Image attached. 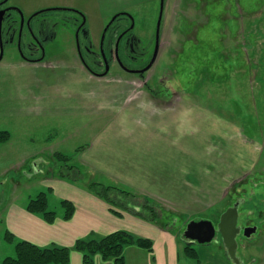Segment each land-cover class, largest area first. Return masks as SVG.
I'll use <instances>...</instances> for the list:
<instances>
[{
    "label": "rangeland",
    "instance_id": "374dc122",
    "mask_svg": "<svg viewBox=\"0 0 264 264\" xmlns=\"http://www.w3.org/2000/svg\"><path fill=\"white\" fill-rule=\"evenodd\" d=\"M10 2L26 15L41 11L37 21L64 25L56 37L61 61L0 62V130L10 134L0 143V264L15 255L19 240L67 246L69 264H83L75 240L116 230L152 241L151 251L127 245L125 264H234L218 232L192 246L180 236L191 220L216 226L239 197L238 222L258 231L237 237L236 256L242 264H264V0ZM132 22V49L155 57L143 78L118 66L112 77L94 79L76 66V24H83L81 44L93 49L102 38L105 47L114 44ZM98 54H89L90 66ZM56 153L71 156L66 162L75 172L59 174ZM89 181L129 189L137 204L150 200L168 224L106 202L86 187ZM48 187L57 213L51 223L26 209ZM76 187L104 208L76 197ZM62 199L75 207L69 220L61 218ZM94 264L112 261L95 254Z\"/></svg>",
    "mask_w": 264,
    "mask_h": 264
},
{
    "label": "flooded vegetation",
    "instance_id": "af4514ba",
    "mask_svg": "<svg viewBox=\"0 0 264 264\" xmlns=\"http://www.w3.org/2000/svg\"><path fill=\"white\" fill-rule=\"evenodd\" d=\"M40 13L41 11H38L26 15L20 5L11 3L10 0H0V62L3 59L12 58L13 60H18L30 66H35L41 62H48L53 58L57 61H61L59 54L61 53L62 46L59 45V41H56V37L57 31L60 30L59 26H63L64 24L63 22L47 23L41 18L39 19L40 21L35 20ZM111 23L112 22L110 21V24ZM70 24L72 25L73 23H69V25ZM109 25L105 28V33L109 28ZM82 26L83 24L81 23L76 24V27L78 28L77 31L74 32V52L72 58L76 66H78L79 69L89 77L94 79L108 77V75L109 77H112L111 72L113 71L112 73L116 74V71H114L115 67L117 68L119 66L123 72L138 74L143 78L146 73L145 71H147V69L153 64L155 57L151 58V56H149L148 58L143 59V52H137L132 49V44L136 39L133 22L129 27L122 26L118 30L119 32L115 38L116 42L114 41V44L105 47L102 38V41L100 39L97 44H94L95 48L93 47V49L91 47L93 46L92 44L85 43L83 46L78 39L77 34ZM47 30L55 32L47 33ZM121 43H123L122 48L120 47ZM113 46L114 56L112 57L111 52ZM106 48L108 51L107 53ZM94 49H97L100 60H93V65L90 66L87 58L89 54L94 52ZM74 62L72 64H74ZM111 62H114L115 64L111 66ZM162 104H166V102ZM243 200L244 198L239 197V199L237 198L234 201V203L237 204V210L239 213V207ZM237 226L239 232L236 239L239 235H242V228L245 226H256V231L251 234V236L255 235L258 231L257 224L247 223L242 225L238 222V218ZM184 242L190 243V246L195 244L188 240H184ZM239 262L242 263L240 260Z\"/></svg>",
    "mask_w": 264,
    "mask_h": 264
},
{
    "label": "trees",
    "instance_id": "16d2710c",
    "mask_svg": "<svg viewBox=\"0 0 264 264\" xmlns=\"http://www.w3.org/2000/svg\"><path fill=\"white\" fill-rule=\"evenodd\" d=\"M9 137L10 134L7 130H0V143L7 141ZM56 156V160L60 162L57 170L59 174L66 177L69 172H75L76 165L66 162L71 156L62 153H56ZM86 187L112 205H118L120 203L118 201H121L120 206L130 212L133 210L138 217L145 221L159 224L162 227L168 224V221L161 218V210L157 207V204L151 203L150 200H147L145 205L137 204L134 201L135 193L129 191V189L104 185V183L98 181L86 182ZM47 190L46 192L41 191L35 197L30 198L26 204V209L31 213L38 214L44 221L51 223L57 217V213L49 208L47 194L51 188L48 187ZM60 204L64 207L61 218L69 220L75 209L73 203L68 199H62ZM111 211L113 214L120 215L114 209ZM12 239L13 237L9 236L7 240L11 241ZM127 245H136L149 251L152 250L150 239L137 237L126 230H116L98 238L77 239L74 242L73 249L81 253L83 264H94L95 254H99L104 260H111L112 264H125L124 248ZM185 251L189 255H195L187 248H185ZM14 252V256H6L1 264H69L70 259V248L67 246L52 244L42 247L27 240L17 241L14 245Z\"/></svg>",
    "mask_w": 264,
    "mask_h": 264
},
{
    "label": "water",
    "instance_id": "95a60500",
    "mask_svg": "<svg viewBox=\"0 0 264 264\" xmlns=\"http://www.w3.org/2000/svg\"><path fill=\"white\" fill-rule=\"evenodd\" d=\"M159 23L160 15L157 24L159 25ZM237 218V204L234 203L220 214L216 227L205 219L198 221L192 220L187 223L184 232L181 234V238L188 239L189 241L196 242L198 244H204L210 242L214 238L215 232L217 231L221 236L222 243L229 258L235 264H239V260L235 255V250L237 248L236 236L239 232ZM255 231L256 226H245L242 228V235L249 238Z\"/></svg>",
    "mask_w": 264,
    "mask_h": 264
},
{
    "label": "crops",
    "instance_id": "0c3cea01",
    "mask_svg": "<svg viewBox=\"0 0 264 264\" xmlns=\"http://www.w3.org/2000/svg\"><path fill=\"white\" fill-rule=\"evenodd\" d=\"M165 107H166V105H167V103L166 104H163ZM83 156V155H82ZM21 164L22 163H17L16 165H13V167H19V166H21ZM101 165V164H100ZM94 166H95V164H94ZM96 167V166H95ZM96 168H98V167H96ZM60 183H64L63 181H59ZM65 184V183H64ZM62 185V184H61ZM69 189H71V188H69ZM75 189V188H74ZM80 189V188H79ZM75 190H77L78 192L76 193V195H78V196H76V197H79V198H82V200H83V202H86V201H88V202H90V203H95V204H97L98 202H100V203H98V205L99 204H101L102 206H103V208H104V205L101 203V201H99V200H97L96 198H92L91 197V195L89 194V193H85V192H83V189H80V191L77 189V187H76V189ZM83 193H85V194H83ZM87 195V196H86ZM89 195V196H88ZM70 199H72L73 201H75V203H76V206H80L81 204L77 201V199H75V198H70ZM78 207H77V210H78ZM76 210V211H77ZM106 212V211H105ZM34 219V218H33ZM26 220H30V219H26ZM32 221V220H31ZM34 221H36V222H38L39 221V218H36L35 217V219H34ZM40 222V221H39ZM148 225H150V223L148 224ZM150 227H154L156 230L158 229V231H164V230H162V229H160L159 227L157 228V226H154V225H151ZM17 230V229H16ZM45 240H48V239H45ZM43 241V240H42ZM39 244V243H38Z\"/></svg>",
    "mask_w": 264,
    "mask_h": 264
}]
</instances>
